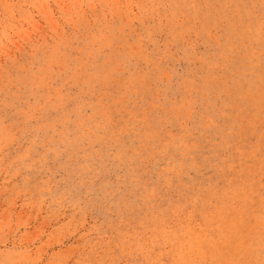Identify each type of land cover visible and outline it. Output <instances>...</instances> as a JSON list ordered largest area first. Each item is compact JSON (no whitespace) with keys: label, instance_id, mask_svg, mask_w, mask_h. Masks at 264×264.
Listing matches in <instances>:
<instances>
[{"label":"rangeland","instance_id":"1","mask_svg":"<svg viewBox=\"0 0 264 264\" xmlns=\"http://www.w3.org/2000/svg\"><path fill=\"white\" fill-rule=\"evenodd\" d=\"M0 264H264V0H0Z\"/></svg>","mask_w":264,"mask_h":264}]
</instances>
